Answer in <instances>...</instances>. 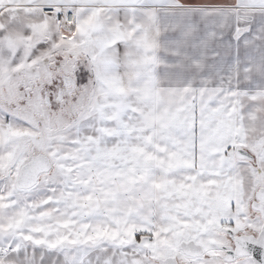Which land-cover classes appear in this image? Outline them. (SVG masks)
<instances>
[{"label":"snow or ice","instance_id":"6c2138e0","mask_svg":"<svg viewBox=\"0 0 264 264\" xmlns=\"http://www.w3.org/2000/svg\"><path fill=\"white\" fill-rule=\"evenodd\" d=\"M0 264H264V0H0Z\"/></svg>","mask_w":264,"mask_h":264}]
</instances>
